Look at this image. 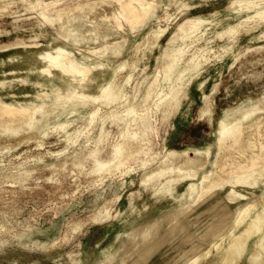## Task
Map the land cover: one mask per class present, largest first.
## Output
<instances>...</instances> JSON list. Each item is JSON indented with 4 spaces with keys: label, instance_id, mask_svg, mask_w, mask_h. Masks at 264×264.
Listing matches in <instances>:
<instances>
[{
    "label": "rangeland",
    "instance_id": "1",
    "mask_svg": "<svg viewBox=\"0 0 264 264\" xmlns=\"http://www.w3.org/2000/svg\"><path fill=\"white\" fill-rule=\"evenodd\" d=\"M179 1H189L191 6L182 9ZM257 1L261 4H255ZM231 2L232 0H168L163 3L162 8H156L157 4L162 3L161 0H132L133 5L122 9L118 0H0V59H7L8 51H13L17 54L15 59L23 60L25 55H29L33 64H49L47 59L37 62L39 53H45L49 42L56 43L61 39L60 34L62 45L73 49L76 55H89L83 58L89 64L90 71L95 73L91 49L100 45L93 41L92 32L87 31L92 28L105 35L109 44V52L99 57L102 65L99 79H107L112 75L110 79L113 89L122 84L123 91H129L133 78L149 80L157 63L166 60L164 50L179 44L185 47L183 58L196 53L198 59L204 61L201 69L190 77L191 80L184 81L186 83L182 87L184 92L192 97V101L189 112L181 120H176L175 125H172L175 119L173 115L161 120L162 109L154 111L151 98L146 102L141 101V97L133 101L138 113L144 112L147 105L153 107L150 111L152 115L148 119H151V124H157L159 135L156 137L148 130L149 140L144 144L146 154L136 151L138 143H124L119 154L123 162L117 167L111 164L107 169L89 172L93 158L86 154L98 149L97 155L101 159L108 160L112 156L113 143L118 139L117 125L108 121L106 128L109 133H104V139L99 143L95 136L97 123L99 116L108 110L120 111L124 107L127 100L123 96L121 100L119 97L107 102L108 95L103 94L102 100L107 103L102 104V108L98 110L100 114L97 112L96 122L87 127H84V119L74 122L70 129H82V134L61 152L58 151L64 148L66 140L60 129H48L46 132L28 135L26 114H20L17 119L8 121L13 126L21 125L26 131L0 133V264H49L64 261L81 251L87 255L91 264V257L96 248L103 247L106 239L111 237V234H104L115 222L112 215L123 203H127L131 192L136 194L138 188H141L140 177L143 170L140 169L133 170V175L131 173L134 181L128 179L123 187L117 184L120 180L127 179L126 170L137 168V157H153V160L147 162L146 171L155 169L165 153L162 148L164 141L168 149L202 147L215 140L217 120L223 108L239 104L247 97L253 99L248 102V107L253 104L264 106V17L255 14L256 10L264 8V1ZM235 5L236 10H227ZM153 7L155 12L152 20L148 24L143 22V25H140L145 12ZM216 11L222 12L213 15ZM43 13L53 17V20H46ZM198 16L206 18L203 25L205 32H194L184 39L173 40V37L180 33L176 32L180 23ZM245 16L247 20L244 21L242 29L235 32L233 37L212 31L216 20H223V23L236 22ZM187 25L185 24V27ZM159 28L164 30L152 32ZM156 33V43L150 50H143V45L141 49L127 48V37L131 40L133 35L139 34L136 39L145 41L153 38ZM195 34L197 36H192ZM77 48H80L79 52ZM133 60L137 63L132 69V78L125 82L124 77L129 71L125 63H131ZM13 65L20 67L15 70L16 75L27 74V71L21 68L24 64ZM6 67L8 66L5 64L3 70L0 69V80L14 79L13 84L17 85L16 75L6 76L5 73L10 72ZM193 69L189 68L190 71ZM88 77L87 83L94 84L95 78L91 74ZM33 80L38 82L43 78L35 76ZM28 86L34 91L32 85ZM203 92L208 95L206 102L210 111L200 115V109L205 105ZM181 94L182 90L178 96L179 100L182 97L186 101L187 98ZM153 98L157 96L153 95ZM94 106L95 104L89 105L86 118ZM259 114L264 118V110ZM0 122L2 125L8 123L4 120ZM245 130L247 135L256 129L251 130L249 127ZM86 134L93 138H87L84 136ZM248 137L251 138L250 135ZM242 144L246 148L248 142L243 141ZM253 150L257 151L258 148L254 147ZM187 152L191 156L194 155L192 149ZM210 152L211 156H214L216 149L211 148ZM82 153L87 158L84 159L85 165L79 166L74 163L73 156ZM226 153V150H222L216 164L224 166L229 159H244L239 151L236 156L225 155ZM200 162L198 161L197 167L198 172L202 173L206 167L199 165ZM186 183H181L178 189H183ZM241 189L248 194L244 187ZM217 190V198L212 199L216 201L215 204L218 203L215 210L208 212L205 210L206 204L187 209L194 214L195 219L187 221L191 233L188 230L185 233L186 248L191 244L203 246L207 243L217 230L229 224L236 203H243L242 199L241 202L228 200L224 195L225 188ZM141 191V194L145 193L144 188H141ZM118 194L120 195L117 196ZM152 214L154 215V212ZM106 216L108 217L102 219ZM186 219L183 218V221Z\"/></svg>",
    "mask_w": 264,
    "mask_h": 264
},
{
    "label": "bare ground",
    "instance_id": "2",
    "mask_svg": "<svg viewBox=\"0 0 264 264\" xmlns=\"http://www.w3.org/2000/svg\"><path fill=\"white\" fill-rule=\"evenodd\" d=\"M118 1L122 9L133 5L132 0ZM167 1L168 0H161L162 3L157 4L156 8L158 6H161L162 8L163 3L165 4ZM236 1L240 2V0H232L231 4ZM255 4L259 5L261 3L257 1ZM179 5L182 6V9H187L191 6V3L189 1H179ZM236 9L237 8L235 5L231 8H228L227 10ZM154 10L155 9L153 7L152 9L145 12L143 21L140 23V25L143 22H146V24H148L152 20L155 12ZM221 12L222 11H216L213 13V15L219 14ZM255 14L264 17V8L261 10H256ZM42 15L46 20H53V17H49L45 13H43ZM245 20H247V16L243 17L242 20H237L236 22L226 21L227 23H223V20H216L213 24L212 31L216 32V34L219 35L228 34V36L233 37L235 32H238L242 29ZM205 21V17L198 16L192 19H187L183 24L180 23L176 31L180 33L176 34V36L173 37V40L176 41L177 38L184 39L194 32H205L206 28L203 27ZM185 24H188L187 27H185ZM163 30L164 29L159 28L152 30V32H162ZM87 31L92 32V38L94 39L93 41L99 43L100 45L94 46L93 49H91V53L94 57L92 66L94 68V71H96L95 73L90 71L89 64H87L86 60L83 58L85 56L89 57V55H76L73 49L62 45V36L60 34L59 36L61 37V39H59L56 43L49 42L45 47V53H39V60L37 62H43L41 60L47 59L50 61L49 64H33L31 62L32 58L29 55H25L23 57V60L15 59L17 58V54L13 51H8L9 54L7 55V59H0V69L3 70V67L6 64L8 66L6 68L10 71L8 73H5L6 76L16 75L15 70L19 69L20 67L17 68L15 65H13L14 63L24 64V66H21V68L23 67L27 71V74L25 75H16L15 80L19 83H17V85L13 84L14 79L0 80V121H12L15 120V118L17 119L18 115L26 114L27 120L25 121V124L28 127V130L26 131L19 124L13 126L8 122L5 125H2L0 122V133L13 131L18 132L22 130L26 131L28 135H31L35 134L36 132H46L48 129H60L63 132V136L66 140V145L64 146V148L58 151L61 152L71 142H74V140L78 138L80 134H82V129H70L74 122H77L78 120L83 121L84 119V127H87L95 121V116L100 107L102 108V104L105 105V103L119 99V97L121 100V97L123 96L124 99L127 100V102H125L124 107L120 111L116 109L111 111L108 110L106 113L99 116L100 119L97 123L98 129L95 135L97 141L99 143L102 142L105 135L104 133H106V135L109 133L108 129L106 128V123L108 121L117 125L116 136L118 139L113 143L112 156L108 160H103L97 155L98 149H94L93 151L86 154L93 158V164L90 167L89 172H94L107 169L111 164H114L115 167L119 166V164L123 162L119 154L123 149L124 143L126 142H128V144L130 143V145L131 143H138L139 147L136 151L138 153L141 152L142 154L147 153V150H145L146 146H144V144H146L149 140L148 130L150 131V133H154V135L158 137L157 135H159V129L157 127V124H151V119H148L152 115L150 114V111L153 110V107L150 108V106L147 105L144 108V112L138 113V110L136 111L137 106H135L136 104L133 101L141 97V101L146 102L149 98H151V100L154 102V111L166 107L168 114H171L172 109L177 106L178 94L180 93L182 86H184L186 83L184 81H187V79L189 80L193 74H196L197 71L201 69V65L204 61L202 62L203 59H198L196 53H193L187 58H183L185 47L182 46V44H179L176 47L164 50L163 55L164 57H166V60L163 63H157L155 70L152 71L149 80L146 81L140 78H133L129 91H123L121 87L122 84H120L118 88L113 89V83L110 79L112 75L107 79H99L101 72L100 70L102 67L101 63L99 62V57H101L102 54H106L109 52V44L107 43L106 36L97 33V31L92 28L88 29ZM138 35L139 34L133 35L131 40H129L128 37L126 38L125 43L127 45V48L135 47L136 49H141L143 45V50H150L151 47L156 43L158 37V34L156 33L153 38L146 39L145 41H140L136 39ZM192 36L197 35L195 34ZM42 38L44 37L42 36ZM80 39L81 38L79 37V40ZM52 51L55 54H53ZM77 51L79 52L80 48H77ZM136 63L137 62L135 60H133L131 63H127L126 61L125 64L129 67V71L124 77L125 82H129L131 80L132 69L136 65ZM26 67H28L29 70H27ZM191 67H193L194 69L190 71L189 68ZM89 74H91V76L95 78L94 84L87 83ZM35 76H42L43 80L35 82L33 80ZM29 84L34 87V91L29 89ZM38 89H40V91H38ZM103 94L108 95L107 97L109 100L107 102L102 100ZM153 95L157 96V98H153ZM90 104H95V106L88 113L89 117L86 118L85 115L87 114V108ZM236 110L237 109H235L231 114L226 115L219 120L220 140L226 141L227 143L230 142L229 140H232V142H236L237 140L239 141L238 137L241 134L240 132L242 130L249 127L251 128V130H253L254 128L258 129V127L262 128L261 126L264 123V118H261V115L259 114L262 110H264V106L260 104H253L242 110L241 112H238ZM180 119V116H176L172 125H175V121ZM47 134L50 135V133ZM258 134L261 136L262 132L258 131V133H251L247 135L258 137ZM84 136L89 139L93 138L91 136H87V134ZM165 151L166 152L164 153V155H162V158L157 163V167L155 169H149L147 171V162L149 160H153V157L152 159L137 157L136 160H139V162L137 161V168L131 167V169L126 170V175L128 174L127 179H122L117 184H121L123 187L127 183L128 179L132 178L133 170L140 169L143 170V172L141 171L142 176L140 177L141 188H144L149 183L152 176L154 178H160L161 176H164L165 180L160 181L159 185L155 189L159 192L164 189L165 192L170 194L175 188V184L173 183V181H175V176L173 175L174 173H176L177 171H183L184 176H196V170L193 167L195 161L193 156L189 155V153L187 152L188 149L179 151L175 148H165ZM199 151L201 154L208 158L210 153V150L208 148L201 149ZM182 152L185 156V160L177 163L175 159L178 156H181ZM249 156L251 162L256 164L259 163L256 161L254 156ZM85 158H87V156H85L84 153L80 155L75 154V156H73V161L75 164L80 166L84 164ZM135 162L136 161H134V164ZM262 164L264 166V162ZM221 167L222 166L217 165L216 162H213V168L206 170L200 178L199 182L195 180H191L189 182V186L191 189L198 186L200 187V196L198 197V200H203L209 194H213L224 184L223 182L226 179V175L222 173L223 167ZM233 168L234 170H237V168L241 169L240 166H236ZM233 168L230 167L228 170L231 171ZM1 170H3L2 167ZM255 173L256 172H254L253 170H250V172L246 173L237 172L234 176H230L228 174L227 181L231 182V184L234 185L237 183L240 184L242 182H246L250 178H252L254 181L256 180L255 178L257 177V174L259 176L263 175L260 171H258L256 175ZM141 188H138L137 190L140 198L139 200H135L133 196V193L135 192L130 193V201L128 205L131 209L139 210L141 208H145L147 205H150V198L143 197V194H141ZM230 190L234 191V187L231 186ZM236 192L238 195H243L239 190H236ZM119 195L120 194H118L117 196ZM255 203L264 205V189L258 196L255 197ZM252 207L253 206L248 203L243 204L238 209L237 215L235 217V222L239 224L245 219L253 220L254 217L251 216ZM173 225H175V222L173 223ZM246 232L250 233L251 230L247 229ZM236 237V241L238 244L240 243V239L239 236ZM229 247L230 244L228 246L225 244V232H221V229H219L212 236V240L205 243L203 246L191 244L189 248H186V245H184L181 249L178 250V256H176L170 264H179V260H183V264L234 263L236 254L240 252V247H236L237 249L235 251H231ZM49 264H64V262L60 261Z\"/></svg>",
    "mask_w": 264,
    "mask_h": 264
},
{
    "label": "crops",
    "instance_id": "3",
    "mask_svg": "<svg viewBox=\"0 0 264 264\" xmlns=\"http://www.w3.org/2000/svg\"><path fill=\"white\" fill-rule=\"evenodd\" d=\"M199 84H201V82ZM214 86L215 83L212 88H214ZM181 90V95L186 97L187 100L185 101L182 97L179 100L177 97V106L172 109L171 114H168L166 107H163L161 120H166L169 115H173L174 117L180 116L182 119L189 112L192 97L184 92V87H182ZM207 96L208 95L203 92L205 105L200 109V115L210 111V107L206 102ZM251 99L252 98L247 97L239 104L222 109L217 120L216 136L213 142L206 143L202 147L195 146L185 148L193 150V158L195 161L193 166L196 170V176H184L183 171L174 173L175 181H173V183L175 184V188L170 194L165 192L164 189H162L161 192L155 189L160 181L165 180V177L161 176L160 178H154L152 176L149 183L144 187L145 193H143V197L150 198V205L139 210L130 208L128 205L130 194L128 195L127 203H123L116 213L112 215L115 222L105 231L104 236L111 234V237L106 239L107 241L103 247L96 248V251L91 257V264H170L171 261L178 256V250L185 245L186 231L188 230L191 233V230L188 229L187 221H193L195 217L193 216L194 214H192L191 211H187V209L192 206L195 207L206 204L205 206L207 209L205 210L209 212L215 210L216 204H218H215L216 201H212L218 194L216 191L206 196L203 200H198L200 196V187L198 186L191 189L189 182L191 180L199 182L204 172L213 168V162L217 161L216 159L220 156L222 150L227 151L225 155L232 154V156H236V152L239 151V153L244 156V159H241V161L229 159L224 166H222V173L226 175V179L220 189L225 188L224 195L230 201L241 202L240 199L243 200V203H236L234 214L229 224L221 229L225 232V244L227 246L230 244L229 249L231 251H235L237 249L236 247H240V252L235 256V262L230 264H264V205L255 203L254 199L264 189V166L262 164L264 162V138H262L264 137V125L261 126L262 128L258 127V129L254 130L253 134L258 133V131L262 132L261 136L259 134L257 135L258 137L252 135L251 138H249L248 135H245L247 133L245 129L240 132L241 134L238 137L239 141L237 140L236 142L229 140L230 142L227 143L226 141L220 140L219 136V120L234 112L235 109H237L236 111L238 112L246 109ZM256 99L258 100L259 98ZM243 141L248 142L246 148L242 144ZM254 147H257L258 150L254 151ZM162 148L165 151V148H167L166 142H163ZM205 148L209 150L215 148L216 153L214 156H211L210 152L207 158L199 151ZM250 149L251 151L248 152ZM249 155L254 156L259 163L256 164L251 162ZM184 160L185 156L183 152L181 156L175 159L177 163ZM198 161H203L202 163L200 162L199 165L203 164V166L205 165L206 167L202 173L198 172ZM236 166H240L241 169L237 168V170H234L233 167ZM230 167L233 168L231 171L228 170ZM250 170L256 172L255 175L258 171L263 175L259 176L257 174L256 180L253 181V179L250 178L246 182L240 184L237 183L233 185L231 182L227 181L228 174L234 176L237 172L246 173L250 172ZM129 180L134 181V178H129ZM184 181L187 182L185 187L179 190L178 186ZM231 186L234 187V191L230 190ZM241 187H244L248 194L243 192ZM236 190L241 191L243 195H238ZM133 196L135 200L140 199L138 193H133ZM243 196L244 198H241ZM246 203L253 206L251 216H253L254 219H245L237 224L235 222V217L238 209ZM152 212H154V215ZM107 217L108 216L103 217L102 219ZM148 218L150 219L148 220ZM183 218L187 219L183 221ZM174 222L175 225H173ZM247 229L251 230V232H246ZM236 236H239L240 239V243L238 244ZM210 240H212V237L209 241ZM100 242L101 240L98 241V243ZM63 262L64 264H90L87 255L82 251ZM183 262V260H179L178 263L183 264Z\"/></svg>",
    "mask_w": 264,
    "mask_h": 264
}]
</instances>
